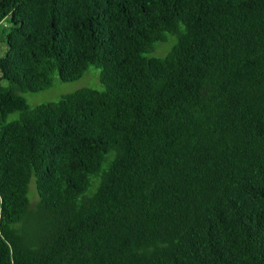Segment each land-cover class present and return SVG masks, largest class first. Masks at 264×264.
<instances>
[{
	"label": "trees",
	"instance_id": "1",
	"mask_svg": "<svg viewBox=\"0 0 264 264\" xmlns=\"http://www.w3.org/2000/svg\"><path fill=\"white\" fill-rule=\"evenodd\" d=\"M2 20L0 264H264V0H0ZM88 64L101 89L17 93Z\"/></svg>",
	"mask_w": 264,
	"mask_h": 264
},
{
	"label": "rangeland",
	"instance_id": "2",
	"mask_svg": "<svg viewBox=\"0 0 264 264\" xmlns=\"http://www.w3.org/2000/svg\"><path fill=\"white\" fill-rule=\"evenodd\" d=\"M6 20L0 22V57L3 55L5 50V45L3 42V26H5ZM172 42V38L167 36L166 41L158 43L155 46L154 54L161 55L167 49ZM99 67L93 64H88L81 77L72 81H60L55 74H52L51 86L48 89L28 92V91H17V93L25 100L29 106H34L38 104H43L47 102H52L57 100L61 95L69 93L80 87H91L95 89H101V84L98 81ZM8 88V82L6 80H0V90H5ZM18 112H10L6 114L5 121H11L16 119ZM96 184V177H92V183L86 190V194L93 191ZM27 195L29 196V210L35 209V204L37 201V196L34 190L33 181L30 180L28 183Z\"/></svg>",
	"mask_w": 264,
	"mask_h": 264
},
{
	"label": "crops",
	"instance_id": "3",
	"mask_svg": "<svg viewBox=\"0 0 264 264\" xmlns=\"http://www.w3.org/2000/svg\"><path fill=\"white\" fill-rule=\"evenodd\" d=\"M4 20H2V22H3Z\"/></svg>",
	"mask_w": 264,
	"mask_h": 264
}]
</instances>
